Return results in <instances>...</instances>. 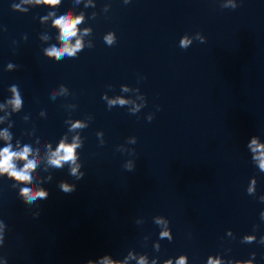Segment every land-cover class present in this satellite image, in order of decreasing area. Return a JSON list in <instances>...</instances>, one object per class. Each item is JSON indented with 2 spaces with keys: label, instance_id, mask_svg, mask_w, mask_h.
I'll return each instance as SVG.
<instances>
[{
  "label": "clouds",
  "instance_id": "9594fccd",
  "mask_svg": "<svg viewBox=\"0 0 264 264\" xmlns=\"http://www.w3.org/2000/svg\"><path fill=\"white\" fill-rule=\"evenodd\" d=\"M46 4L57 5L60 3V0H44ZM83 19L82 16H77L73 18L71 14L60 16L59 19L55 21V24L61 28L62 36L61 38L64 40H68L69 38L75 36L77 34V25ZM186 43V42H185ZM81 47L80 41H77L74 47H68L67 44L61 49H57L55 47L51 48L50 51L47 52L48 56H55L57 60L64 55V53H68L69 55H73L76 49ZM17 85L13 86V92L15 94V89ZM13 105V110H19L21 107V97L18 94L14 95V99L9 101ZM121 103H123L121 101ZM73 127H80V124H74ZM5 140H8L10 137L5 131L4 133H0ZM252 144L256 145V140L252 139ZM78 145L75 144H65L63 140L60 141L58 148L56 151L52 152L50 155V159L48 163L50 165L55 166L57 169L62 168V162H75L76 154L75 148ZM257 148H261L264 146L256 145ZM255 150V149H254ZM32 149L29 145L25 144L21 151H12V145L8 144L3 149H0V177H6L8 180L12 181L13 186L18 188V197L23 203H33L37 201V198H43L47 200L49 196L48 190L44 188H40L39 190L34 191L31 186L22 187L21 185L26 182H31L33 180L32 171L37 168V159H29V154ZM63 153V155H61ZM261 157H264V152L261 153ZM16 160L26 161L22 167H17V164L14 163ZM259 168L264 170V158L260 159ZM7 174L4 176V174ZM72 173H76V168L72 169ZM81 178H83V174H81ZM59 187L63 190L64 193L69 194L76 190L75 186H71L67 183L61 182ZM261 202H264V196L260 197ZM261 217L264 218V211L260 213ZM0 222H3L0 220ZM161 236H168L169 241L173 239V237L169 236V233H161ZM264 238V237H262ZM4 246V237L0 235V248ZM84 264H97L95 259H88L84 262ZM99 264H120L119 260L110 259L108 255H104V258L99 261ZM140 264H146V260L144 257H141ZM155 264V261H153ZM164 264H172L171 260H166ZM177 264H185V257L181 256L180 260L177 261ZM210 264H219L218 261H210Z\"/></svg>",
  "mask_w": 264,
  "mask_h": 264
}]
</instances>
